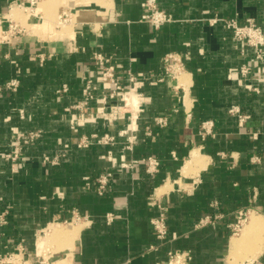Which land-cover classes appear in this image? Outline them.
I'll list each match as a JSON object with an SVG mask.
<instances>
[{
	"label": "crops",
	"instance_id": "0c3cea01",
	"mask_svg": "<svg viewBox=\"0 0 264 264\" xmlns=\"http://www.w3.org/2000/svg\"><path fill=\"white\" fill-rule=\"evenodd\" d=\"M24 1L0 0V15L26 26L18 41L0 45V85L20 80L16 92H0V211L9 210L0 254L22 244L34 259L42 254L64 264H158L170 250L185 249L193 264H264L261 244L233 252L239 235L228 227L254 195L251 214L264 224V64L253 65L249 87L239 69L251 52L240 57L225 23H211L252 18L264 27V0H158L172 20L157 29L141 21L143 0ZM97 52L111 56L132 95L111 122L102 112L123 101L117 96L104 107L110 85ZM167 53L183 59L188 88L175 91L176 80L160 79ZM89 78L99 89L83 118L72 105ZM64 83L69 91L60 96ZM232 107L249 115L244 125ZM157 117H168L167 125ZM35 129L43 136L11 169L4 153L15 132ZM94 132L110 133L116 143L77 147L81 135ZM63 151L59 164L45 162ZM121 155L128 162L153 156L160 165L152 174L141 162L124 168ZM105 171L114 172L106 194L85 187L84 175ZM163 208L168 234L158 239L152 219ZM74 212L81 218L69 224ZM209 214L221 217L199 225Z\"/></svg>",
	"mask_w": 264,
	"mask_h": 264
},
{
	"label": "built area",
	"instance_id": "2783aa9c",
	"mask_svg": "<svg viewBox=\"0 0 264 264\" xmlns=\"http://www.w3.org/2000/svg\"><path fill=\"white\" fill-rule=\"evenodd\" d=\"M41 0H25L20 3L21 5L34 6L37 5ZM143 9L141 15V21L149 22L154 28H159L163 24L172 20V15L167 11L161 9L158 4V0H143L141 3ZM225 23L226 27L231 31L236 44L237 49L239 50L240 57L249 56L251 52V58L249 62L243 63L240 66L239 72L241 77L247 82L249 87H252L251 84L254 76L252 74L253 65L260 66L264 64V27L259 25L254 19L249 18L244 24L238 22L236 18H224V17H215L211 19V23ZM26 31V26L22 25L20 21L11 18L6 15H0V45L3 44H12L20 39L23 33ZM94 59L98 61L101 65V75L108 81L110 85V90L105 92L103 99L104 102L109 96L114 98L115 96H121L123 101L122 105L113 104L111 105V110L109 112L103 111L102 115L111 122L115 113L119 109L124 107H129V103L125 98L127 93L125 87L122 85L120 78L116 74L115 66L112 63L111 56H108L104 53H94ZM185 70V64L181 56L175 53H167L164 57V75L160 78L161 80L165 77H170L173 80L178 82V77L181 72ZM135 78L130 76V81H134ZM20 87V80L17 78L10 79L6 81L3 85H0V92L3 90L14 91L16 92ZM180 86H177V83L173 86V89L177 91ZM253 88V87H252ZM99 87L97 82L93 78H89L85 81L83 89V98L80 102L73 104V109L82 111L80 117L85 118L84 110L90 106V103L96 98V94ZM69 91L68 84L64 83L60 88L57 89V94L60 96ZM105 107V106H104ZM230 112L238 116L239 124L242 126L246 123L249 115L240 112L239 108L232 107ZM118 115V113H117ZM187 117H191V112H187ZM156 121L161 126H165L168 123V117H157ZM205 127L207 125L206 131H211L212 121H207L204 123ZM41 129L29 130L26 133L16 134L14 140L11 143V148L9 151L4 153V159L11 162L15 161L13 170L18 169L19 160L21 158L22 151L24 147L33 144L35 141L41 138L42 136ZM116 143V137L110 133H105L100 135L99 133H90L81 135L76 145L79 148H90L95 144L102 145H114ZM129 148V146H128ZM65 151L56 153L53 156H46L45 162L52 164H59L61 157L65 156ZM122 166L124 168H133L135 163H143L146 167V172L154 173L157 171L160 161L156 157L148 156L143 157L138 160L128 162L124 155H121ZM114 178L113 171H105L98 175H84L83 181L87 189H94L98 194H106L112 185ZM256 203V195L250 199V204L247 207H244L239 210L238 217L235 221L228 224V227L231 230L232 235L238 234L244 223L247 221L250 213L255 211L254 204ZM213 206L217 207V203H213ZM8 209H3L0 211V226L5 225L8 222ZM221 217V214H209L203 217L199 225H205L207 223H213L214 220ZM81 215L74 212V217L71 224L75 220H80ZM114 219V215L109 213L107 215V220L111 222ZM153 228L158 239H165L168 234L167 227V217L166 210L163 208L162 212L158 217L152 219ZM14 258H19V264H63L59 259H54L50 256L45 257L42 254H37V258L34 259L27 249L19 244L16 249L8 251L5 254H0V264H11ZM123 264H130L125 262ZM158 264H193V255L190 250L185 249H173L168 252V260L166 263Z\"/></svg>",
	"mask_w": 264,
	"mask_h": 264
},
{
	"label": "bare ground",
	"instance_id": "6f19581e",
	"mask_svg": "<svg viewBox=\"0 0 264 264\" xmlns=\"http://www.w3.org/2000/svg\"><path fill=\"white\" fill-rule=\"evenodd\" d=\"M182 73V72H181ZM180 73V74H181ZM180 77H181V80H180ZM188 77H187V75H185L184 73H182L181 74V76L179 75V77H178V84H177V86H184L185 88H188V86H186L187 85V82H188ZM186 85H185V84ZM132 96V95H131ZM130 96V97H131ZM128 103L130 104V105H132V103H131V101L129 100V98H128ZM135 104V103H134ZM200 156L197 154V153H194L193 154V160H197L198 158H199ZM252 212H254V211H252ZM251 212V213H252ZM250 213V215H249V217L252 215ZM249 217H248V219H249ZM252 217V216H251ZM248 219H247V221L244 223V226L242 227V229H241V231L238 233V235H241L240 233L242 232V230L245 228V227H247V225H249V226H253L252 228H260L261 226L259 225V222H257V218L255 217L254 219H253V217H252V219L250 220V223L249 224H247L248 223ZM264 227V226H263ZM251 233H253V231H251L250 233H248L247 235H242L240 238H238V239H235L234 240V242H233V245H232V249H233V252H235V251H237V249H240V248H248V247H250L252 244V242H251V240L249 239V237H250V235H251ZM237 234H236V236H238ZM259 244H261L260 246H258V244H257V250L258 251H260L262 248H263V246H264V241L263 242H260ZM61 263H63L62 261H60ZM13 263L14 264H19L20 263V260H19V258H14V260H13ZM64 264V263H63Z\"/></svg>",
	"mask_w": 264,
	"mask_h": 264
},
{
	"label": "rangeland",
	"instance_id": "374dc122",
	"mask_svg": "<svg viewBox=\"0 0 264 264\" xmlns=\"http://www.w3.org/2000/svg\"><path fill=\"white\" fill-rule=\"evenodd\" d=\"M34 6H35V5H34ZM20 23H21L22 25H25V24H24L23 22H21V21H20ZM182 73H184V72H182ZM182 73H181V74H182ZM181 74H180V76H181ZM169 79H170L171 81H175V80H173V79L170 78V77H169ZM174 84H176V83L174 82ZM177 84H178V83H177ZM115 97H117V96H115ZM115 97H114V98H115ZM119 97H121V96H119ZM129 97H130V96H129V92H128V93L125 94V98H126L127 102H128V98H129ZM114 98H110V97L108 96V97L106 98L105 102H103V103L105 104V107H106V104H108L109 100H110V99H114ZM88 108H89V107H88ZM79 111H80V110H79ZM81 114H82V111H81ZM81 114H80V116H81ZM90 115H91V114H87V115H86V118H91ZM42 131H43V130H42ZM26 132H27V131H24V132H21V133H26ZM19 133H20V132H19ZM16 134H18V133L15 132L14 135L16 136ZM15 136L13 137L12 141L14 140ZM42 136H43V132H42ZM42 136H41V137H42ZM35 142H36V141H35ZM35 142H34V143H35ZM11 143H12V142H11ZM28 146H29V145H28ZM26 147H27V146H26ZM26 147H24V149H25ZM10 148H11V145H10ZM24 149H23V151H24ZM8 151H9V150H8ZM23 151H22V152H23ZM6 152H7V151H6ZM20 156H21V158H20V160H19V164H20V165H19L18 169H19L20 166H21L22 154H21ZM5 161H6V160H5ZM10 161H11V162H9V161H6V162L8 163V165H9L10 167H11V165H12V168H14V167H13V166H14L13 163H15V161H12V160H10ZM12 168H11V169H12ZM8 215H9V214H8ZM252 217H253V219L256 217L254 213L252 214ZM252 217H251V219H252ZM259 225L261 226L260 228H258V227H257V228H252L253 226H249V231H248V233H250L251 231H253V233H254V234L251 233V235H250V237H249V239H250L251 242H252V243H251L252 245H251L250 247H252V246L255 244V248H256V247H257V244H259L260 242H263V241H264V227H263L264 224L259 223ZM60 228H61V230L64 231L65 233L67 232V231H65V230H67V228H66L65 226H61ZM245 228H246V227H245ZM245 228H244V229H245ZM244 229H243V230H244ZM243 230H242V231H243ZM241 233H245V231H243V232H241ZM241 233H240V234H241ZM237 235H238V234H237ZM242 235H243V234L239 235V238H240ZM254 240H255V241L257 240V241L254 243V242H253ZM44 256L47 257L46 255H44ZM11 264H14L13 261H12Z\"/></svg>",
	"mask_w": 264,
	"mask_h": 264
}]
</instances>
